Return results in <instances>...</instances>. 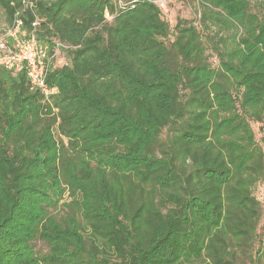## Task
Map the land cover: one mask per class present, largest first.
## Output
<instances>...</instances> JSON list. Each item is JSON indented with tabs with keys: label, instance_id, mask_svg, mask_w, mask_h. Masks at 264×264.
<instances>
[{
	"label": "trees",
	"instance_id": "1",
	"mask_svg": "<svg viewBox=\"0 0 264 264\" xmlns=\"http://www.w3.org/2000/svg\"><path fill=\"white\" fill-rule=\"evenodd\" d=\"M182 1L198 22L171 30L153 0H0L66 47L51 105L0 67V264L264 258V0Z\"/></svg>",
	"mask_w": 264,
	"mask_h": 264
},
{
	"label": "built area",
	"instance_id": "2",
	"mask_svg": "<svg viewBox=\"0 0 264 264\" xmlns=\"http://www.w3.org/2000/svg\"><path fill=\"white\" fill-rule=\"evenodd\" d=\"M159 2L160 6H163L169 1ZM3 32L0 38V67L15 71L25 70L30 86L37 89L44 101L51 105L55 90L47 86L46 80L51 64L66 47L54 42L53 48L49 49L40 43L33 33L27 34L19 20H14Z\"/></svg>",
	"mask_w": 264,
	"mask_h": 264
},
{
	"label": "rangeland",
	"instance_id": "3",
	"mask_svg": "<svg viewBox=\"0 0 264 264\" xmlns=\"http://www.w3.org/2000/svg\"><path fill=\"white\" fill-rule=\"evenodd\" d=\"M122 4L124 0H121ZM155 4L161 9L163 12V16L165 20L168 22L170 29L174 27L176 24V21L178 18L184 19L186 21H192L197 23L198 22V14L196 11H194L193 5H189L187 2H183L182 0H178L177 2L174 3V5H170L167 3H164L163 6H160L161 3L159 2L160 0H153ZM252 2V5L256 9L259 7V3L262 0H250ZM6 22V17L3 13L2 10H0V38L3 35V31L6 29L7 26ZM206 54L208 55V61L211 64L213 68H216L218 66V60L215 56V54L212 52V49L210 47H207ZM65 53L62 51V53L59 55L57 60L55 61V65L61 66L64 64L65 59H64ZM235 93V91H233ZM250 127L252 129L253 135H254V141L258 149H260L263 154H264V120L262 123H250ZM165 138V133H162L160 136V140H164ZM251 194L254 197V199L259 203V214H260V223L258 226V229L255 233V239L256 241L258 240V236L260 233V228L261 225L264 223V182L262 181H256L252 186H251ZM63 198H66L64 195ZM66 201V200H65ZM51 215H55L56 213L54 212L53 209H49ZM37 250H42V247L40 245H37ZM256 264H264V258H262L261 261L256 260Z\"/></svg>",
	"mask_w": 264,
	"mask_h": 264
}]
</instances>
